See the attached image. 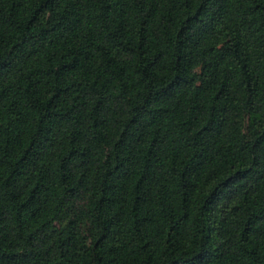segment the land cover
I'll use <instances>...</instances> for the list:
<instances>
[{
    "label": "trees",
    "instance_id": "1",
    "mask_svg": "<svg viewBox=\"0 0 264 264\" xmlns=\"http://www.w3.org/2000/svg\"><path fill=\"white\" fill-rule=\"evenodd\" d=\"M0 264H264V0H0Z\"/></svg>",
    "mask_w": 264,
    "mask_h": 264
}]
</instances>
